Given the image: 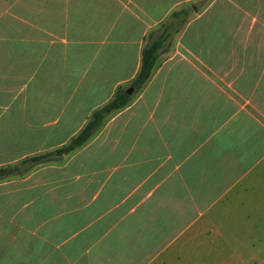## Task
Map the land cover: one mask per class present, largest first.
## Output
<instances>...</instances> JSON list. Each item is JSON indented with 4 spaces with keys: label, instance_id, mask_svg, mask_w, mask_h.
Wrapping results in <instances>:
<instances>
[{
    "label": "crops",
    "instance_id": "crops-1",
    "mask_svg": "<svg viewBox=\"0 0 264 264\" xmlns=\"http://www.w3.org/2000/svg\"><path fill=\"white\" fill-rule=\"evenodd\" d=\"M44 1L43 15L24 13L27 39L6 31L13 12L0 8V123L21 99L28 49L61 72L62 98L72 90L78 105L96 101L80 126L61 123L79 132L118 87L131 85L144 46L173 14L187 10L190 21L170 26L178 37L148 82L87 144L0 181V264H183L178 249L192 234L199 248L232 252L237 264H264V0H207L200 13L182 7L205 0H120L119 17L105 9L107 42L100 0L92 20L86 0ZM96 34L97 48H106L86 94V43L94 47ZM77 132L52 139L46 152ZM6 139L0 168L38 155L37 139Z\"/></svg>",
    "mask_w": 264,
    "mask_h": 264
},
{
    "label": "rangeland",
    "instance_id": "rangeland-1",
    "mask_svg": "<svg viewBox=\"0 0 264 264\" xmlns=\"http://www.w3.org/2000/svg\"><path fill=\"white\" fill-rule=\"evenodd\" d=\"M97 1V0H95ZM117 1V2H116ZM100 0V4L102 7V12L100 16V21L103 22L102 25V34H100V39L103 42H107V39L105 37V21H107V13H105V9L110 12L111 9H114L115 11V18L119 17L123 10L122 3L120 0ZM125 2V1H124ZM190 4H192L196 10L197 13H200L203 11L206 6L209 4V1H199V2H192V3H186L183 5L182 8L190 10ZM94 3L93 0H86V7L88 8V14H87V20L93 19V12L95 11L93 7ZM0 8L9 10L10 12H13L11 16L6 17L4 20V26L6 31L11 29L17 30V36H21L23 39L29 38L30 33L28 31L24 32L23 26L25 25L24 21L25 19L23 16L26 14V12L31 13V11L36 10L39 12H44L45 7V1L44 0H35L29 3L27 0L22 2H13V1H6L0 2ZM53 8V7H51ZM193 13L195 11H192ZM98 14V5L96 6L95 16ZM15 15V17L13 16ZM43 15V13H42ZM43 17V16H42ZM42 22L45 24V19L41 18ZM41 19H38V21H41ZM193 19V16H192ZM26 20H30L27 19ZM32 21L35 22V20L32 18ZM190 19L188 18V22ZM108 22H109V15H108ZM168 22V21H167ZM188 22L183 26H180V30H183L185 26L188 24ZM27 25V24H26ZM109 29V28H107ZM19 31H22L19 33ZM15 34H13V31L11 33L6 32V36L13 37ZM38 38H42L43 35L39 36ZM37 37L33 36L32 39H36ZM151 37V34H150ZM149 37V39H150ZM178 37V36H174ZM95 46L92 47V45L87 44L86 46V62H85V70L84 73L86 74V81L84 83V89L85 93H88V90H93V83H90L89 79L93 77L95 73H97L102 67L99 66V62L101 61V53H104V48L102 44V50H99V47L97 48V44H99V35L96 34L95 36ZM172 43V42H171ZM33 49H28L25 51V55L23 56L22 60V94L21 99L18 100L14 105L12 104L8 110L5 111L3 116L5 117L4 120L0 123V141L3 139H6V136L11 137H17L18 134L22 133V139L23 142L27 139H37V148L39 152L36 154L44 153L47 151L46 148L49 147V142L52 139L62 138L65 137L66 134H73L74 132H77L76 129H69V130H63L61 128V123H64L66 119L68 118L70 121L71 126H80L82 119L84 116H87L88 110L96 103V101L86 102V104L83 106L78 105V102L81 101V98L77 94L73 95V91L70 90V97L72 98H62L59 93H61V82H58L59 76L61 75V72L51 68H47L42 66L40 62H36L37 59L33 57ZM11 50H6V56L7 59L9 58V55L11 54ZM94 52V54H93ZM108 52V51H107ZM89 53V54H88ZM100 57V58H99ZM42 58H38V61H42ZM10 67H6L7 73H9ZM108 71H105L107 73ZM53 80V82L51 81ZM131 85H127L125 88L130 89ZM76 93V91H75ZM136 94V91L134 90L132 97ZM73 95V96H72ZM98 102V101H97ZM8 106V105H7ZM19 106H21V113L19 114L18 110ZM62 106H65L68 110L66 113L61 114ZM78 106L83 108V112L80 114V117L75 119L74 111ZM96 110V109H95ZM94 110V111H95ZM56 111H60L59 113ZM93 111V112H94ZM92 112V113H93ZM91 113V115H92ZM90 115V116H91ZM89 116V117H90ZM12 117V118H11ZM54 122H58V125L51 124ZM36 126L35 129L29 128L30 124ZM8 134V135H6ZM78 134V132L76 133ZM75 134V135H76ZM9 143V142H8ZM29 146L23 145V153L24 150L29 148ZM33 147V146H31ZM30 147V148H31ZM13 148V147H12ZM46 149V150H45ZM33 150V149H32ZM26 152H31L30 150H27ZM25 152V153H26ZM218 212V211H217ZM200 232V231H198ZM190 236V235H189ZM188 236V237H189ZM195 235H191V239L185 238L182 242V250L178 249V252L182 251V261L183 264H237V258L236 255L232 254V252L224 251L220 252L219 254L209 252L204 249V247L199 248V246L202 244L200 240H192L196 239L193 238ZM204 244V243H203ZM235 244L236 243H232ZM198 246V248H197ZM197 248V249H196ZM233 247H226V250Z\"/></svg>",
    "mask_w": 264,
    "mask_h": 264
},
{
    "label": "trees",
    "instance_id": "trees-1",
    "mask_svg": "<svg viewBox=\"0 0 264 264\" xmlns=\"http://www.w3.org/2000/svg\"><path fill=\"white\" fill-rule=\"evenodd\" d=\"M181 15L186 16L184 18H180ZM187 15V10L174 13L173 22L171 24H168V22L165 23L163 25L164 29H162L159 36L155 39L151 38L144 46L141 53V67L139 73L132 81L130 88H133L136 92H138L145 86L150 79L153 69L160 56L170 49V45L174 37V33L172 32L170 26H184L188 22ZM128 89L129 88H124L122 86L118 87L112 99L104 106L96 109L78 134L73 136L63 147L50 152L38 154L33 157H28L15 166L1 167L0 181L13 176L21 175L24 171H27L36 165L59 160L64 155H68L87 144L100 130L108 117L124 109L131 102L133 97L128 94Z\"/></svg>",
    "mask_w": 264,
    "mask_h": 264
},
{
    "label": "water",
    "instance_id": "water-1",
    "mask_svg": "<svg viewBox=\"0 0 264 264\" xmlns=\"http://www.w3.org/2000/svg\"><path fill=\"white\" fill-rule=\"evenodd\" d=\"M133 92H134V89L133 88L128 89V94L132 95Z\"/></svg>",
    "mask_w": 264,
    "mask_h": 264
}]
</instances>
